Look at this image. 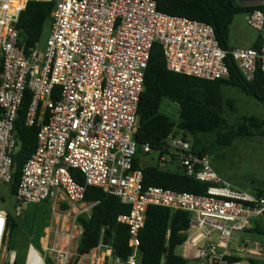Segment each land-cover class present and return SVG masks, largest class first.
Instances as JSON below:
<instances>
[{
	"label": "built area",
	"instance_id": "1",
	"mask_svg": "<svg viewBox=\"0 0 264 264\" xmlns=\"http://www.w3.org/2000/svg\"><path fill=\"white\" fill-rule=\"evenodd\" d=\"M30 1L56 3L44 54L35 49L27 55L19 42L17 24ZM247 22L259 32L260 48L227 50L211 25L165 14L155 0H0V184L13 179L17 122L29 90L32 103L25 123L38 125L39 131L14 208L21 213L27 204L54 202L52 214L59 217L47 228L42 251L30 246L26 264H71L75 257L78 264H138L140 233L151 206L191 215L183 245L188 264H232L227 258L236 257L229 249L233 233L264 222V191L250 194L222 179L209 156L196 154L181 135H170L159 151L140 146L134 135L153 45L162 46L172 72L225 79L230 74L226 59L232 56L253 81L259 70L264 73V12L253 10ZM139 148L143 155L158 153L159 164L210 184L206 194L145 186L142 170L134 165ZM88 187L131 206L118 217L129 227L133 253L128 260L115 256L114 239L105 237V229L99 245L78 256L84 230L80 219H90L98 204L85 200ZM11 217L0 209V264H16L8 248ZM260 248L257 244L249 255L262 256Z\"/></svg>",
	"mask_w": 264,
	"mask_h": 264
},
{
	"label": "trees",
	"instance_id": "2",
	"mask_svg": "<svg viewBox=\"0 0 264 264\" xmlns=\"http://www.w3.org/2000/svg\"><path fill=\"white\" fill-rule=\"evenodd\" d=\"M158 10L172 16L187 17L211 25L222 48L230 50V27L236 15L248 14L255 9L264 12V6L243 8L236 0H155ZM55 1H30L21 13L17 29L19 42L25 44L27 55L38 48L44 35L47 21L53 18ZM260 48V44L255 47ZM229 77L209 81L194 76L175 73L167 68L162 46L153 45L150 61L146 70L145 89L141 95L138 116L140 124L134 140L141 146L149 144L154 151L164 150L167 138L172 134L181 135L190 141L193 150L200 156H208L211 149L203 146L201 135L215 138L217 145L230 146L237 137L264 136V121L256 118H243L239 123L230 125L224 116L225 99L221 88L223 85L239 87L253 94L264 102V73L258 71L253 81H248L232 56L226 59ZM0 57V76L2 73ZM1 82V80H0ZM32 103L31 91H27L19 112L17 122L18 151L14 155L13 179L10 183L15 195L21 180L22 170L36 149L39 126H27L25 118ZM172 103L176 116H169L162 110L165 104ZM227 105L236 111L233 102ZM175 117V118H174ZM141 148V147H140ZM135 159V168L142 170L145 186H156L171 189L180 193L206 194L210 184L201 182L178 168L165 170L161 164H143L141 149ZM149 156V155H143ZM73 176L84 182L81 174L74 170ZM260 192V191H259ZM85 200L98 202L93 208L91 218H81L83 234L78 246V256L88 254L100 242L102 231L105 237L114 239V254L126 261L132 255L129 227L118 221L122 214L129 213L131 206L123 204L115 197L106 194L102 189L88 187ZM191 215L180 210H171L160 206L149 207L145 227L140 233L138 264H188V261L177 253L184 245L190 230ZM16 224L10 219L9 241ZM230 263L241 262L240 257H228ZM75 257L71 264H78ZM247 264H264L263 261L249 258Z\"/></svg>",
	"mask_w": 264,
	"mask_h": 264
},
{
	"label": "rangeland",
	"instance_id": "3",
	"mask_svg": "<svg viewBox=\"0 0 264 264\" xmlns=\"http://www.w3.org/2000/svg\"><path fill=\"white\" fill-rule=\"evenodd\" d=\"M235 24L242 27V30L235 33L231 27L229 44L238 47L249 46L259 32L248 25L246 14L236 15ZM52 25L53 18H50L37 48L43 54L51 35ZM222 93L226 102L224 116L230 125L239 123L243 118L251 117L264 121V102L258 97L231 85H223ZM228 100L233 102L236 111H232L231 106L227 105ZM166 106L162 111L169 116H176V108L173 105ZM199 138L203 146L211 149L208 153L211 165L222 179L250 194L264 191V136L256 134L252 137H237L230 146L217 145L212 136L201 135ZM158 157V153H152L149 156L141 155L140 160L143 164H156ZM161 166L165 170H173L171 166ZM15 203L16 198L12 194L10 184L1 183L0 209L9 210L16 224L8 248L10 253L15 254L16 264H26L30 246L33 245L42 251L45 244V232L48 227L58 223L59 217L52 214L56 210L54 202L27 204L21 213L15 211ZM255 243L262 245L264 251V232H234L229 249L237 251L246 244L255 247ZM183 251V246L177 249V253L181 256Z\"/></svg>",
	"mask_w": 264,
	"mask_h": 264
},
{
	"label": "crops",
	"instance_id": "4",
	"mask_svg": "<svg viewBox=\"0 0 264 264\" xmlns=\"http://www.w3.org/2000/svg\"><path fill=\"white\" fill-rule=\"evenodd\" d=\"M249 14V13H248ZM248 14H246L248 16ZM235 24V17H234V20H233V23L231 25V27H233V30L235 31V33H239L240 30H242V27L240 26H236ZM231 27H230V32H231ZM230 42V41H229ZM261 43V40H260V34L258 33L257 35H255V37L252 39L251 41V44L249 46H243V47H238V46H231L229 44V46L233 49H236V48H255L256 46H258L259 44ZM221 92H222V88H221ZM223 95V93H222ZM224 97V96H223ZM225 99V97H224ZM166 105H173V107H175L174 104L172 103H167L165 104ZM164 106V107H165ZM168 107V106H166ZM264 222H258V223H255L254 224V227L249 230L248 232L252 233V232H255V233H263L264 232V225H263ZM256 244V243H255ZM260 245V244H259ZM256 246L257 244L255 245V247H251L249 245H245L244 247H241L239 250L237 251H231L232 253H234V255L236 257H240L242 258V261L241 262H234L232 264H247V259L249 258H253V259H257V260H260V261H263L264 262V251L262 250V245H260V252L263 253L262 256H257V255H249V252L251 251H255L256 250ZM229 263V262H228Z\"/></svg>",
	"mask_w": 264,
	"mask_h": 264
},
{
	"label": "water",
	"instance_id": "5",
	"mask_svg": "<svg viewBox=\"0 0 264 264\" xmlns=\"http://www.w3.org/2000/svg\"><path fill=\"white\" fill-rule=\"evenodd\" d=\"M237 5L243 8L264 6V0H236Z\"/></svg>",
	"mask_w": 264,
	"mask_h": 264
}]
</instances>
